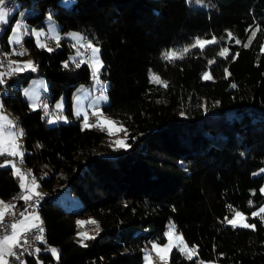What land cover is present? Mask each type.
<instances>
[{
    "label": "trees",
    "instance_id": "obj_1",
    "mask_svg": "<svg viewBox=\"0 0 264 264\" xmlns=\"http://www.w3.org/2000/svg\"><path fill=\"white\" fill-rule=\"evenodd\" d=\"M21 7L30 25H46L50 13L61 32L80 29L100 44L104 110L123 121L129 142L114 148L99 126L42 119L23 84L45 75L53 102L64 95L74 116L76 88L92 83L93 70L88 60L70 58L69 37L48 48L25 33L38 71L14 74L9 85L17 78L21 85L2 98L24 128L23 159L44 190L38 209L59 250L58 262L45 249L28 264H38L39 255L44 264H142L145 245L165 239L170 220L196 250L188 259L174 247L172 264H264V213L257 212L264 173H254L264 166V0H22ZM200 38L215 42L193 47ZM169 50L183 58H164ZM153 74L168 86L153 82ZM13 172L0 167L2 197L21 188ZM65 193L81 202L66 205ZM235 210L255 228L228 223ZM80 215L97 219L94 239L75 237Z\"/></svg>",
    "mask_w": 264,
    "mask_h": 264
},
{
    "label": "rangeland",
    "instance_id": "obj_2",
    "mask_svg": "<svg viewBox=\"0 0 264 264\" xmlns=\"http://www.w3.org/2000/svg\"><path fill=\"white\" fill-rule=\"evenodd\" d=\"M21 1L22 0H6V10H10V15L8 17V22L0 24V45H2L1 38L3 37V31L6 25H8L11 17L13 14H15V19L11 24V28L9 30V33L7 34V41L10 44V48H7V45H5L6 52L5 54L6 58L8 59L7 63L3 65V68L1 70L2 73L5 72V76L3 77L5 80L4 84H0V102H2V106L4 107V102L2 98L3 93H8L10 90V87L12 89V94L15 93L16 86L15 85H21V79L17 78L12 82V85L10 86L7 84L11 77L16 74L17 72L12 71L15 68H23L25 70L29 69H34L38 71V66L36 65L34 61V56L32 52L28 49H25L23 47V36L25 33H31L35 41L38 45L40 44H46V47L51 48L52 42L53 41H58L60 40L62 35H65L71 39V42L74 46V49L70 52V58L76 60L77 62H81L83 60H88L91 64V66L95 63L94 59L92 58V53L91 49L87 47V44L89 41H87L84 38V33L80 29H68L65 32H61L60 30V22L56 17H53L50 13H48L47 18H46V25L44 26H36V25H30L29 23L26 22V17H25V7H21ZM61 3L69 6L72 4L73 0H60ZM12 4V5H11ZM51 17V19H49ZM16 24H20L21 28L19 29V32L17 34V38L21 40V43H10V38L13 37L14 32L13 29L15 28ZM37 33H39V36H37ZM72 34H79V37H74ZM55 37V38H54ZM197 40H202V41H211L210 38H200ZM196 40V41H197ZM93 45L98 47L100 49L99 51V60L102 61L101 57V46L99 43L90 40ZM196 41L194 43H196ZM86 45L87 50L89 51V55L85 52L84 46ZM264 47V45H263ZM0 49H2L0 47ZM90 49V50H89ZM25 53L24 55H18V53ZM78 52L80 53L78 55ZM5 56V55H4ZM89 56V57H88ZM15 61L16 63L12 64L11 62ZM32 62V67L27 66V62ZM103 62V61H102ZM93 70V67H92ZM8 73H11L10 75H7ZM99 79L103 82V88L99 84L95 82L93 83H88V84H79L76 88V91L73 96V112L74 116H69L65 109V99L64 95L59 96L56 98L53 102L54 108L58 111H60L59 115L54 116L51 115L48 118V123H55L59 121H70L71 119L77 120L79 119L83 125H85L84 117L85 115L87 116V124L90 125H95L98 122H102L105 119L113 120L117 123V125H122L123 128L125 129V124L123 123L122 120L118 119L116 116L111 115L107 113L104 110V104L109 102V95L106 92V82L100 78ZM17 85V86H18ZM25 86V90L28 91V95L26 96L25 93H22L26 98L29 99V102L32 107H37V99L40 96V100L42 99V96L47 92L48 90V83L46 80L45 75L36 73L34 74L30 80L26 83L23 84L21 87ZM22 89V88H21ZM107 97V99H103V97ZM38 102V108H39V103ZM59 105V107H58ZM201 105V104H200ZM200 105L194 106L192 110H197L200 108ZM7 116L11 121L15 123V128H12L11 131L16 132L18 130H22L24 134V128L18 123V115L17 113L12 110L10 107L7 108ZM190 110L187 112H184V115L186 117H189ZM106 130V140L111 144L112 147L116 148L118 147L115 143L117 140H122L124 141L127 145H129L128 142V136H127V131H120L118 133L109 135L108 129L105 127L103 128ZM23 136V135H22ZM22 136L17 137L16 143L20 146V151L23 152L24 156V148L22 145ZM11 158L12 160L16 161V156H5L2 159H8ZM255 174L258 173H264V166L258 168L257 170L254 171ZM43 189V188H42ZM262 189H264V183L262 185ZM42 193V192H41ZM64 202L68 206H76L78 205L81 201L78 199V197L72 193H65L63 196ZM264 208V203L262 204L261 207H259L258 211L260 212V209ZM241 212L245 216V220L243 223H247L250 225H254V222L249 220V215L242 211V210H235L231 215L228 216L227 220H232L235 218L234 214L235 212ZM43 220V219H42ZM78 221H95V223H85L83 225H80L77 223V230L75 233V237L84 242L86 239L82 238L79 234L80 233H87L89 236H92L96 234L100 228L98 221L95 217L93 216H84L80 215L77 217V222ZM174 225L175 226V232L174 236H180L182 235L183 237V242L188 245L189 248H193V245H191L187 239L185 238L184 234L179 231L176 227V224L174 223L173 220H170L168 222L167 228L165 230V233L169 231V226ZM153 243H159L161 246L168 243L167 237L165 236V239L163 240H158V239H153L150 244L145 245V250H144V260L142 264H146V256L150 254V259H151V264H172L170 260V254H168V259L167 261H161L159 257L156 255V253L152 250V244ZM179 244V241H177ZM50 246V245H49ZM179 246H183L182 244H179ZM55 248L58 250V247L55 244H51V249ZM51 251V250H50ZM172 251V250H171ZM59 253V250H58ZM53 260L58 262V259L54 256ZM52 260V261H53ZM38 264H44V258L42 255L38 256ZM204 264H223L220 260L218 259H209L205 260Z\"/></svg>",
    "mask_w": 264,
    "mask_h": 264
},
{
    "label": "snow or ice",
    "instance_id": "obj_3",
    "mask_svg": "<svg viewBox=\"0 0 264 264\" xmlns=\"http://www.w3.org/2000/svg\"><path fill=\"white\" fill-rule=\"evenodd\" d=\"M10 15V10H6V0H0V24L7 23L8 17ZM51 19V17H49ZM21 28L20 24H16L15 28L13 29L14 35L10 38V43H21V40L17 38V34L19 32V29ZM74 37H79V34H72ZM37 36H39V33H37ZM55 38V37H54ZM58 42V39H57ZM215 39L211 41H202L197 40L196 43L193 45V47H204L207 44L214 43ZM237 44L240 43L239 40L236 41ZM41 47H46V44H40ZM247 46V45H245ZM87 47L91 49L92 58L94 59L95 63L92 65L93 67V78L96 81L97 84L103 88V82L99 79V72L103 68V62L99 60V51L100 49L93 45L91 41L88 42ZM51 51L52 49H48ZM188 49H184L183 52H187ZM227 51V50H225ZM25 53L21 52L18 53V55H24ZM80 53L78 52V55ZM225 52H221L220 55H224ZM7 55V54H5ZM164 58L172 60L175 58H183V54L176 53L174 51H166L162 54ZM12 64L16 63L15 61L11 62ZM28 67H32V62H27ZM68 65L65 64V67ZM79 67V64L76 65ZM23 68H15L12 71L19 72L23 71ZM34 70V69H33ZM11 73H8L7 75H10ZM5 73H0V84H4V76ZM210 73H205L204 79H211ZM152 81L155 83H160L164 87H167V83L165 81H162L159 76L156 74H153ZM235 87V85H233ZM25 95H28V91L25 90ZM103 99H107V97H103ZM2 105H0V109H2ZM59 107V105H58ZM87 116L85 115L84 121H85V127H88L87 124ZM101 127L108 129L109 135L118 133L120 131H126V129L123 128L122 125H117V123L113 120L105 119L102 122H98L95 125H91V127ZM12 128H15V123L11 121L7 116L0 113V155H8V156H19L21 158V162L23 159V152L20 151V146L16 143V139L18 136L23 135L22 130H18L16 132L11 131ZM116 145L118 147L127 148L129 145H127L122 140L115 141ZM11 165L14 169L13 174L20 179V187L21 189L25 190L27 193L26 195H23L20 197V199L25 200V202L33 200L34 197H40V193L36 191V189L39 188V183L37 182L35 176H32L31 183H28V174H25L21 171L20 168L16 167L15 162L11 160H6L4 164H0V167ZM30 174V173H29ZM262 192H264V189H261ZM15 205L6 203L2 200H0V230L3 231V235H0V264H9V260L7 257H14L15 259L19 260L20 257L17 255L16 249L17 248H23L25 244H28L29 241L27 239L28 233L32 232L33 230H36L40 233V235H35L34 239L38 241H43L44 237L42 233L44 232V228L41 226L43 224V221L40 219L38 213H31L28 216H25L24 212L20 213V216L23 217L22 219H16L10 224H5V216L8 213H12L15 215L12 210L14 209ZM29 207H32L31 204H29ZM260 212L264 213V208L260 209ZM253 215H257V213H253ZM235 218L232 220H229L228 223L232 224L233 226L240 225L245 228H255V225H250L247 223H243V221L246 219L244 214L241 212H235L234 214ZM29 220L33 221H39V223H28ZM80 225H83L85 223H95V221H78L77 222ZM175 232V226L170 225L169 231L165 233V236L167 237L168 243L164 245H160L159 243H153L152 244V250L156 253V255L159 257L161 261H167L168 254L171 252V250L174 247H179V251L182 253H185L188 256V259H192L193 255L195 254L194 248H189L186 243L183 242L182 235L180 236H174ZM84 239H94V237L89 236L87 233H80L79 234ZM179 241V244H182L183 246H179L177 243ZM86 246V245H85ZM35 251L39 253L40 249L36 248ZM51 252L53 256H55L57 259H59V253L58 250L55 248L51 249ZM21 264H24L22 261ZM146 264H151L150 254L146 256Z\"/></svg>",
    "mask_w": 264,
    "mask_h": 264
},
{
    "label": "built area",
    "instance_id": "obj_4",
    "mask_svg": "<svg viewBox=\"0 0 264 264\" xmlns=\"http://www.w3.org/2000/svg\"><path fill=\"white\" fill-rule=\"evenodd\" d=\"M84 49H85V52L87 53V55H89V51L87 50L86 48V45L84 44ZM92 83L95 82L94 78L92 77ZM43 97V96H42ZM16 161L17 163L19 164V161H18V157L16 156ZM23 195H26L25 193V190L23 189H18L17 191H15L9 198L11 199L12 201V205H15L14 209L12 210V212L15 213V215H13L12 213H8L6 216H5V220H4V223L5 224H10L12 223L14 220H16L20 213L29 209V208H35V202L37 201V197H34L33 200L31 201H28V202H25V200L23 199H20L21 196ZM42 196V194L40 195V197ZM29 204L32 205V207H29ZM43 228L45 226V223H43L41 225ZM3 231L0 230V235H3ZM35 235H40V233L36 230H33L32 232L28 233L27 235V239L29 241L28 244H25L23 248H17L16 249V252H17V255H19L20 259L17 260L15 259L14 257H9V259L17 264H21V262L23 261V257H24V254H37V252L35 251L36 248H39L40 250L42 249H47L49 248L50 246L47 245L45 243V238L43 241H38V240H35L34 239V236ZM43 237H44V232L42 233Z\"/></svg>",
    "mask_w": 264,
    "mask_h": 264
},
{
    "label": "bare ground",
    "instance_id": "obj_5",
    "mask_svg": "<svg viewBox=\"0 0 264 264\" xmlns=\"http://www.w3.org/2000/svg\"><path fill=\"white\" fill-rule=\"evenodd\" d=\"M23 47L25 48L24 44H23ZM4 55H5V52L3 50H0V68L2 67V65H3V63L5 61V59H4L5 56ZM39 110L41 111L42 119H48L51 115L57 116L60 113V111H58V110H56L54 108L53 100L51 99L50 92H48V91L43 95L42 99L40 100ZM23 140H24V137L22 136V141ZM18 161H19V164H21L22 168L25 170V172L30 173V174L32 173V170H30L29 167L26 165L24 159H22V162H21V159H18ZM39 193L42 194V196L41 197H37V201L35 202V208L40 207V205L42 204L43 200L45 199V194L43 192L42 193L39 192ZM46 231H47V229H46V225H45L44 226L45 243L47 245H50ZM29 255H32V254H24L23 262L26 261V259H27V257H29Z\"/></svg>",
    "mask_w": 264,
    "mask_h": 264
},
{
    "label": "crops",
    "instance_id": "obj_6",
    "mask_svg": "<svg viewBox=\"0 0 264 264\" xmlns=\"http://www.w3.org/2000/svg\"><path fill=\"white\" fill-rule=\"evenodd\" d=\"M2 45H0V47H1ZM4 48V49H3ZM2 49H0V50H3L4 52H6V48L5 47H3ZM7 48H10V44L7 46ZM5 57H6V55H5ZM7 61H8V59L6 58V60L4 61V63H3V65L5 64V63H7ZM3 65H2V67L0 68V73H2L1 72V70H2V68H3ZM5 73V72H4ZM10 83V81L7 83V84H9ZM22 93H25V86H23L22 87ZM27 96H29V95H27ZM40 98V96L38 97V99H37V106H38V102H39V99ZM4 102V101H3ZM0 105H2V102H0ZM4 107H2V109H0V113H2L3 115H6L7 114V109H6V104L4 103ZM54 105V104H53ZM8 108V107H7ZM16 141H17V139H16ZM5 156H7V155H0V164H4V162L6 161V160H11V161H13V162H15V164H16V167H18V168H20L21 169V171L23 172V173H25V174H28V183L30 184L31 183V178H32V176H34V174L33 173H31V174H29V173H27V172H25V170L22 168V166H21V164H18L17 163V161H14V160H12L11 158H8V159H2L1 160V158H3V157H5ZM18 157V159H21L19 156H17ZM16 160V159H15ZM38 182V181H37ZM36 191H38V192H43L44 190L42 189V187L40 186V184H39V188L38 189H36ZM26 193V192H25ZM27 194V193H26ZM0 200H2V201H4V202H6V203H9V204H12V201H11V199L10 198H5V197H2V196H0ZM24 213H25V216H28L29 214H31V213H38L39 214V217H40V219L42 220L43 218H42V215H41V212H40V210L38 209V208H29V209H27V210H25V211H23ZM23 217H21L20 215H19V217L17 218V219H22ZM43 221V220H42ZM28 223H39V221H33V220H29L28 221ZM151 243V242H150ZM149 243V244H150ZM43 250H45V249H43ZM47 250H51V246L49 247V248H47ZM40 251H42V249L40 250ZM39 251V252H40ZM38 254V253H37ZM7 259L9 260V264H17V263H15V262H13V261H11L10 259H9V257H7ZM24 264H28V260L26 259V261L24 262Z\"/></svg>",
    "mask_w": 264,
    "mask_h": 264
}]
</instances>
